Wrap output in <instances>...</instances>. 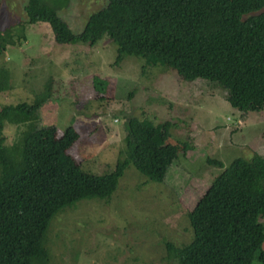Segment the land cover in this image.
Here are the masks:
<instances>
[{
  "label": "trees",
  "instance_id": "16d2710c",
  "mask_svg": "<svg viewBox=\"0 0 264 264\" xmlns=\"http://www.w3.org/2000/svg\"><path fill=\"white\" fill-rule=\"evenodd\" d=\"M24 13L27 25L47 24L56 44L93 46L106 37L116 63L124 56L142 60L140 74L158 66L219 88L239 112L264 107V0H107L77 35L44 0H27ZM20 39L22 27L0 30V55ZM9 82L0 67V92ZM51 94L47 85L30 102L0 107V264H49L44 236L58 212L83 199L108 200L129 166L159 183L176 160L146 121L125 117L122 146L108 173L60 164L77 134L39 125ZM218 166L220 173L187 213L189 241L168 244L166 257L175 264H264V157Z\"/></svg>",
  "mask_w": 264,
  "mask_h": 264
},
{
  "label": "rangeland",
  "instance_id": "374dc122",
  "mask_svg": "<svg viewBox=\"0 0 264 264\" xmlns=\"http://www.w3.org/2000/svg\"><path fill=\"white\" fill-rule=\"evenodd\" d=\"M44 1L56 6L74 35L107 2ZM26 3L0 0V30L22 27L24 36L0 55L10 81L0 92V107L30 102L50 85L39 125L53 126L57 134L71 127L77 138L59 163L90 175L113 169L125 117L146 121L157 144L176 154L159 183L129 166L108 200L83 199L58 212L44 236L49 264H175L166 246L189 241L187 213L220 173L218 164L264 157V107L239 112L219 88L158 66L140 74L142 60L124 56L116 63V48L106 37L93 46L56 44L47 24L27 25Z\"/></svg>",
  "mask_w": 264,
  "mask_h": 264
}]
</instances>
